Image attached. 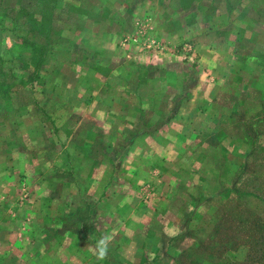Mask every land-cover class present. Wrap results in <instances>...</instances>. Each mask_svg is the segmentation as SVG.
I'll return each instance as SVG.
<instances>
[{
    "label": "rangeland",
    "instance_id": "1",
    "mask_svg": "<svg viewBox=\"0 0 264 264\" xmlns=\"http://www.w3.org/2000/svg\"><path fill=\"white\" fill-rule=\"evenodd\" d=\"M258 3L0 0V264L263 262ZM148 102L185 138H129Z\"/></svg>",
    "mask_w": 264,
    "mask_h": 264
},
{
    "label": "crops",
    "instance_id": "2",
    "mask_svg": "<svg viewBox=\"0 0 264 264\" xmlns=\"http://www.w3.org/2000/svg\"><path fill=\"white\" fill-rule=\"evenodd\" d=\"M259 3H258V5H260L259 7H258V5H255V7L253 8L254 11H260V10L264 11V7L261 4H259ZM262 22H263L262 20H260V21L253 20V21H250L249 22L248 26L251 27V26H253V23H255L257 28H261ZM115 32H113V34ZM84 34H86V33H84ZM256 42L259 44L258 40H256ZM140 45H141V47L143 49L142 52H143V55H144V59L146 57L149 58L148 54L151 55V56L154 55V54L151 53V52H153V51H151V48H152L151 42H149V41H142ZM178 50H179V48H178ZM256 50L255 51H252L251 54L254 55V56L257 55V51ZM155 53H157V52H155ZM162 54L156 56L157 58L160 57V59L158 61H156V62L153 61L154 59L153 60H151L150 58L149 59L153 63L160 62L161 61V55ZM258 55L259 56H262L263 55L262 51L259 50V54ZM100 57L103 60H107V62H110L111 65H113V63H115L116 61H118L120 63V60H119L120 57H118V60H117V56H115V55H113L111 53H109V54L108 53H105V54H102L101 53L100 54ZM147 62H149V61H147ZM161 65H164L167 68L166 70H173L174 69V64L172 62H165V63H158L157 67H154V71L157 68H159V66H161ZM115 68H118V65H116V66L113 65L112 70H114ZM238 71H240V68L238 69ZM115 76L122 77L120 75H115ZM158 76H160V75H158ZM137 79H138V77H137ZM127 80L129 82V85L132 86L133 83H134L135 78L134 77H128L127 76ZM114 82L111 83L112 86H110V87H113L114 86L113 85ZM126 83H127V81H126ZM110 87H108V88H110ZM122 87L125 88L124 86H122ZM142 87L143 86H141L140 89H142ZM125 89H128V88H125ZM140 89H139V91H141ZM118 96H119L118 99H120V95H118ZM118 99L116 100L115 105L110 107L111 109L107 113V116H108L107 117V120H113L114 119V116H115L113 113L114 112H118L116 110V108H118V104H119L118 103V101H119ZM148 99H149V97H148ZM227 102L222 103V106H224V107L227 108L230 105L231 101H230V103H227ZM171 108H173V107H171ZM198 108H199V106H198ZM199 110H201V109L199 108ZM148 112H150V116H149V113ZM182 120H183V117L180 114H178L176 111L173 112L171 109H167L166 107H164V105L162 103H160L159 106L151 107L150 102H148V108H147V110L144 109V110H142L141 113H138V124H137V125H141V124L144 125L147 128V130H144V131H142L140 133H136V132H139V131L142 130L141 127L136 126L137 129L135 131H133L132 135L129 138L138 137L140 139H144L145 140L147 134H149V135L153 136L154 138H158L159 140L164 139V140L168 141L169 139H172L173 138L172 136L176 137L178 140L179 139H183V138H185V131L183 129V127H184L183 125L181 127L182 130L176 128L174 130L173 129L170 130V131L168 130L169 132L168 133H165V135H161L160 134V130H162V126H160V125H163V124H171L170 123L171 121H174V122L177 123V122H180ZM107 122H109V121H107ZM122 128L113 125L112 126V129L114 130V132H111V133H115V135L116 134L119 135V133H120L122 135L123 134L122 133ZM99 134H100V132L95 133V139H97V137H99V140L102 139ZM155 134H159L160 136L159 135H155ZM121 137H125V136H121ZM160 144L161 143H159L158 146L153 145V148L151 149L152 151L156 152L159 155H160V153H158V151H159V148L158 147L160 146Z\"/></svg>",
    "mask_w": 264,
    "mask_h": 264
},
{
    "label": "trees",
    "instance_id": "3",
    "mask_svg": "<svg viewBox=\"0 0 264 264\" xmlns=\"http://www.w3.org/2000/svg\"><path fill=\"white\" fill-rule=\"evenodd\" d=\"M263 260V262L262 263H257V264H264V259H262Z\"/></svg>",
    "mask_w": 264,
    "mask_h": 264
},
{
    "label": "clouds",
    "instance_id": "4",
    "mask_svg": "<svg viewBox=\"0 0 264 264\" xmlns=\"http://www.w3.org/2000/svg\"><path fill=\"white\" fill-rule=\"evenodd\" d=\"M103 255H104V253L102 252V253H101V256H103Z\"/></svg>",
    "mask_w": 264,
    "mask_h": 264
}]
</instances>
